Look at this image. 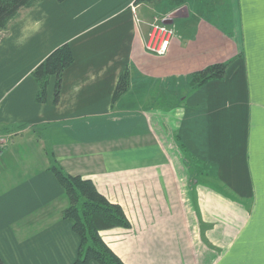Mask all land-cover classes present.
Wrapping results in <instances>:
<instances>
[{
  "label": "crops",
  "instance_id": "0c3cea01",
  "mask_svg": "<svg viewBox=\"0 0 264 264\" xmlns=\"http://www.w3.org/2000/svg\"><path fill=\"white\" fill-rule=\"evenodd\" d=\"M132 2L41 0L0 39L2 261L74 262L79 238L61 217L55 163L123 207L130 228L103 236L126 264H264V0L141 2L140 24ZM154 18L175 31L163 56L144 49ZM63 43L73 61L59 99L51 77L37 102L31 72ZM223 62V78L189 86ZM125 70L129 87L113 100ZM181 90L175 111L167 94ZM174 141L215 187L192 186Z\"/></svg>",
  "mask_w": 264,
  "mask_h": 264
},
{
  "label": "trees",
  "instance_id": "16d2710c",
  "mask_svg": "<svg viewBox=\"0 0 264 264\" xmlns=\"http://www.w3.org/2000/svg\"><path fill=\"white\" fill-rule=\"evenodd\" d=\"M41 0H0V39L13 19L22 10L33 7ZM63 1V0H57ZM167 2L175 7L184 0H134V4L141 2ZM73 61V54L68 43H63L53 49L31 72L38 89L35 96L37 102L46 98V88L51 77L55 84L53 101L57 102L60 93L61 76L64 69ZM228 62L215 63L196 71L190 76L191 88L224 77ZM130 76L127 70L119 76L113 93V100L127 91ZM48 170L53 174L62 188L68 204L62 210L61 217L71 224V228L79 238L77 256L72 264H126L101 237L100 231L131 226L130 220L123 207L109 200L101 193L93 181L80 175H71L59 165L53 163ZM0 264H5L0 257Z\"/></svg>",
  "mask_w": 264,
  "mask_h": 264
},
{
  "label": "built area",
  "instance_id": "2783aa9c",
  "mask_svg": "<svg viewBox=\"0 0 264 264\" xmlns=\"http://www.w3.org/2000/svg\"><path fill=\"white\" fill-rule=\"evenodd\" d=\"M134 7L135 6L133 0V2L130 4V8L135 15ZM135 21L137 22V24L142 23V21L138 19L136 15ZM165 21H167V18H154L150 22H144L148 27V31L143 44L145 51L150 55L163 56L169 49V45L172 38L174 37L175 31L174 27L165 23Z\"/></svg>",
  "mask_w": 264,
  "mask_h": 264
},
{
  "label": "rangeland",
  "instance_id": "374dc122",
  "mask_svg": "<svg viewBox=\"0 0 264 264\" xmlns=\"http://www.w3.org/2000/svg\"><path fill=\"white\" fill-rule=\"evenodd\" d=\"M169 7H172V6H170L169 5ZM175 7H177V6H175ZM174 7V8H175ZM189 86L190 87H192L191 85H190V82H189ZM156 91H154L153 92V94H152V96H157L156 98L158 99V98H160L161 97V93L160 92H157V93H155ZM179 93V94H178ZM174 92L173 94H174V96L173 95H171L170 96V93L169 94H167L168 95V98H167V101L168 102H176V104H175V106L177 105V107H175V111H180L179 109V107H178V104H180V103H178L177 104V102H178V100H177V96L180 98L181 96H182V93H183V90H181V91H179V92ZM165 94V93H164ZM8 135L9 134H3V133H0V148H2V146H4L6 143H7V138H8ZM2 139H4V140H2ZM176 140V139H175ZM174 147H175V150H176V152H178V156H179V158H181L182 157V159L184 160V164L186 165V168H187V170H188V176H189V182L192 184V186H195V185H205L207 188H209V187H211V188H213V187H215V185H214V181L212 180L211 181V179H210V177H208V173L207 172H209V169L208 168H203V167H198L197 165H195L194 163H192L191 161H189L188 159H186V157L181 153V150H180V145L178 144V142L177 141H174ZM174 159V158H173ZM174 161H175V163L177 162V160H176V155H175V159H174ZM204 172H206L205 174H204V176H206V177H203V173ZM3 182H4V180L3 181H0V184L2 185L3 184ZM213 186V187H212ZM224 221V220H223ZM203 227V226H202ZM114 228H117V227H114ZM120 228H123V227H120ZM130 228V227H129ZM110 229H113V228H109V229H105V230H102V231H100V235H101V237L105 240V238H104V232L103 231H106V230H110ZM124 229H128V228H124ZM106 241V240H105ZM107 243V242H106ZM114 251V250H113ZM115 252V251H114ZM116 253V252H115ZM117 254V253H116ZM118 255V254H117ZM119 256V255H118ZM120 257V256H119ZM121 258V257H120ZM122 259V258H121ZM123 260V259H122ZM96 263V262H95Z\"/></svg>",
  "mask_w": 264,
  "mask_h": 264
},
{
  "label": "snow or ice",
  "instance_id": "6c2138e0",
  "mask_svg": "<svg viewBox=\"0 0 264 264\" xmlns=\"http://www.w3.org/2000/svg\"><path fill=\"white\" fill-rule=\"evenodd\" d=\"M262 243H264V238H262Z\"/></svg>",
  "mask_w": 264,
  "mask_h": 264
},
{
  "label": "water",
  "instance_id": "95a60500",
  "mask_svg": "<svg viewBox=\"0 0 264 264\" xmlns=\"http://www.w3.org/2000/svg\"><path fill=\"white\" fill-rule=\"evenodd\" d=\"M165 23H166V21H165Z\"/></svg>",
  "mask_w": 264,
  "mask_h": 264
}]
</instances>
